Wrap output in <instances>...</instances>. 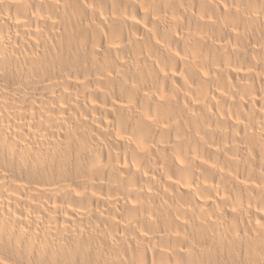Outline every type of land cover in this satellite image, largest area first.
Segmentation results:
<instances>
[{"label":"bare ground","instance_id":"6f19581e","mask_svg":"<svg viewBox=\"0 0 264 264\" xmlns=\"http://www.w3.org/2000/svg\"><path fill=\"white\" fill-rule=\"evenodd\" d=\"M0 264H264V0H0Z\"/></svg>","mask_w":264,"mask_h":264}]
</instances>
